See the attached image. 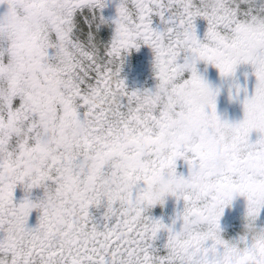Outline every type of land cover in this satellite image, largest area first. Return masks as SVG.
<instances>
[{
  "label": "snow or ice",
  "instance_id": "6c2138e0",
  "mask_svg": "<svg viewBox=\"0 0 264 264\" xmlns=\"http://www.w3.org/2000/svg\"><path fill=\"white\" fill-rule=\"evenodd\" d=\"M0 6V264H264V0ZM145 47L155 84L131 89ZM163 180L170 223L153 215Z\"/></svg>",
  "mask_w": 264,
  "mask_h": 264
},
{
  "label": "flooded vegetation",
  "instance_id": "af4514ba",
  "mask_svg": "<svg viewBox=\"0 0 264 264\" xmlns=\"http://www.w3.org/2000/svg\"><path fill=\"white\" fill-rule=\"evenodd\" d=\"M6 10V6H0V13H3ZM114 11V10H113ZM122 77L125 78L126 83L131 89H144L154 87L155 80L152 74L151 67V54L150 50L142 48L140 52L135 50L130 56L127 57L126 62L123 66L121 73ZM216 83H220L219 80H216ZM225 93L221 96L219 101V110L222 114H225L230 119H239L242 117V111L239 105L230 103L227 99L226 89L227 84H224ZM179 170L184 171L187 174V166L180 161ZM25 193L22 186L18 187L16 190V199L21 201ZM43 195L42 189H34L31 198L35 200L37 197ZM178 209L174 198L169 199L166 205L163 207L157 205L153 209V215L156 218H162L165 223H170L171 219L174 217L175 212ZM246 210V200L244 198H238L234 201L233 205L226 209L225 215L221 220V226L224 230V233L228 236L236 235L243 228L244 224V215ZM93 214L97 217L98 220L102 218L103 209H92ZM39 213L35 210L33 211L32 217L29 221V226H35L37 223V217ZM264 220V216L261 218ZM166 234H161V242L165 239Z\"/></svg>",
  "mask_w": 264,
  "mask_h": 264
},
{
  "label": "clouds",
  "instance_id": "9594fccd",
  "mask_svg": "<svg viewBox=\"0 0 264 264\" xmlns=\"http://www.w3.org/2000/svg\"><path fill=\"white\" fill-rule=\"evenodd\" d=\"M173 185L168 180H163L156 184L154 192L157 196V205L163 207L168 202L169 193L171 192ZM248 221L244 220V224L246 225Z\"/></svg>",
  "mask_w": 264,
  "mask_h": 264
}]
</instances>
